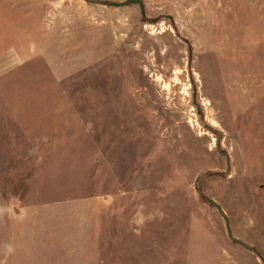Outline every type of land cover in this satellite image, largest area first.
Returning a JSON list of instances; mask_svg holds the SVG:
<instances>
[{
  "label": "rangeland",
  "instance_id": "1",
  "mask_svg": "<svg viewBox=\"0 0 264 264\" xmlns=\"http://www.w3.org/2000/svg\"><path fill=\"white\" fill-rule=\"evenodd\" d=\"M124 1L0 0V264H264V0Z\"/></svg>",
  "mask_w": 264,
  "mask_h": 264
},
{
  "label": "water",
  "instance_id": "2",
  "mask_svg": "<svg viewBox=\"0 0 264 264\" xmlns=\"http://www.w3.org/2000/svg\"><path fill=\"white\" fill-rule=\"evenodd\" d=\"M133 1L136 2V3H138V4H140L141 7H143V3H142L141 0H126V1H124V2H120V3L112 2V3H109L108 5H110V6H118V7H119V6L126 5V4H128V3H130V2H133ZM219 209H220V208H219ZM220 210H221V209H220ZM221 212L223 213L222 210H221ZM226 224H227V230H228L229 237H230L231 239H233L234 241L239 242V240L233 238V235H232L231 229H230V227H229V222H228L227 219H226ZM257 255L260 257V254H259V253H257Z\"/></svg>",
  "mask_w": 264,
  "mask_h": 264
}]
</instances>
